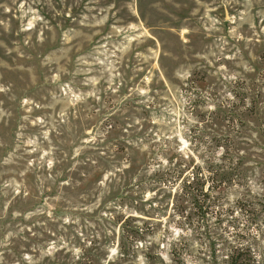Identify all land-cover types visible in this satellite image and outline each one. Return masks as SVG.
I'll use <instances>...</instances> for the list:
<instances>
[{
    "label": "rangeland",
    "instance_id": "374dc122",
    "mask_svg": "<svg viewBox=\"0 0 264 264\" xmlns=\"http://www.w3.org/2000/svg\"><path fill=\"white\" fill-rule=\"evenodd\" d=\"M236 248L264 264V0H0V264Z\"/></svg>",
    "mask_w": 264,
    "mask_h": 264
},
{
    "label": "trees",
    "instance_id": "16d2710c",
    "mask_svg": "<svg viewBox=\"0 0 264 264\" xmlns=\"http://www.w3.org/2000/svg\"><path fill=\"white\" fill-rule=\"evenodd\" d=\"M192 181L189 184H193V183H198V176L194 175L191 176ZM201 191H197L194 193H188V197L189 199H191L192 203H194V207L196 209H199V211H202V214H208L209 211H211V203L208 202V193L204 192L203 189H200ZM199 197H202V201L199 202ZM208 202V203H207ZM244 249L242 248H236L234 249L233 253L229 256L230 259V264H253V261L251 259H249V263H246L244 260L246 258V256H242V252Z\"/></svg>",
    "mask_w": 264,
    "mask_h": 264
}]
</instances>
